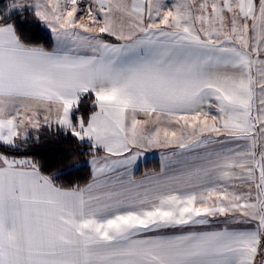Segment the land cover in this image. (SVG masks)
Instances as JSON below:
<instances>
[{"label":"snow or ice","instance_id":"1","mask_svg":"<svg viewBox=\"0 0 264 264\" xmlns=\"http://www.w3.org/2000/svg\"><path fill=\"white\" fill-rule=\"evenodd\" d=\"M25 3L55 43L0 26V144L58 125L103 155L86 184L59 187L0 151V264L264 258V0ZM148 149L167 151L137 178Z\"/></svg>","mask_w":264,"mask_h":264},{"label":"trees","instance_id":"2","mask_svg":"<svg viewBox=\"0 0 264 264\" xmlns=\"http://www.w3.org/2000/svg\"><path fill=\"white\" fill-rule=\"evenodd\" d=\"M15 0H0V26L11 25L26 45L43 44L46 50L53 48V37L35 16L30 7L11 9ZM93 109L89 94L80 97L79 107L73 110L72 118L82 115L87 119ZM0 151L17 158H29L39 164L42 173L50 175L59 187L83 186L91 179L88 159L95 154L91 144L77 140L71 131L63 128L42 126L18 141L15 146L0 144ZM158 160L150 157L141 162L137 174L158 170Z\"/></svg>","mask_w":264,"mask_h":264},{"label":"crops","instance_id":"3","mask_svg":"<svg viewBox=\"0 0 264 264\" xmlns=\"http://www.w3.org/2000/svg\"><path fill=\"white\" fill-rule=\"evenodd\" d=\"M82 2H89V0H81V3H80V7H81V12L79 13V14H83V9H82ZM169 2H170V0H169ZM28 7H30L31 9H33L34 10V12H35V9H34V7L31 5V3H29L28 5H27ZM85 6V9L88 7V4L87 5H83V7ZM41 21V20H40ZM41 23H42V25L44 26V27H46L48 30H49V32L51 33V35H52V32H51V30H50V28L47 26V24L46 23H44L43 21H41ZM3 26H7V25H3ZM53 37V36H52ZM53 41H54V39H53ZM54 43H55V41H54ZM53 46H54V44H53ZM52 50V49H51ZM73 119V118H72ZM73 122L75 123L76 122V119H73ZM42 126H47V125H42ZM41 126V127H42ZM56 127H59V128H61L60 126H55V125H53V128H56ZM32 131H34V130H32V129H30L29 130V132L27 133V135L24 137V138H26L29 134H30V132H32ZM23 138V139H24ZM84 141H86V142H88V143H90L87 139H85ZM162 151H167V150H164V149H148V150H144L143 152H142V155L138 158V161H137V163L135 164V166H134V168H133V174L137 177V178H141V177H143L144 175H146V174H152L153 172H145V173H143V174H137L136 173V171H137V169H138V166H139V164L141 163V162H143L145 159H147V158H150V157H155V158H157V160H158V166H160V153L162 152ZM95 154H97V155H103V153H102V151H99V152H96ZM91 158H92V156L88 159V163H89V165H90V160H91ZM90 167H91V165H90ZM159 171V167H158V170L157 171H154V172H158ZM175 171H179L178 169H176ZM169 231H174V230H169ZM262 260H264V258H262V257H260V256H258L257 257V264H262Z\"/></svg>","mask_w":264,"mask_h":264},{"label":"rangeland","instance_id":"4","mask_svg":"<svg viewBox=\"0 0 264 264\" xmlns=\"http://www.w3.org/2000/svg\"><path fill=\"white\" fill-rule=\"evenodd\" d=\"M14 3H15V1L12 2V4L10 5V8H11V9H19V8H22L23 6H26V5L29 4V3H25V4H23V5L20 6V7H14V6H12ZM84 4L87 5L88 3H87V2H82V9H83V10H85V6L83 7ZM81 15H82V14H81Z\"/></svg>","mask_w":264,"mask_h":264},{"label":"clouds","instance_id":"5","mask_svg":"<svg viewBox=\"0 0 264 264\" xmlns=\"http://www.w3.org/2000/svg\"><path fill=\"white\" fill-rule=\"evenodd\" d=\"M34 46L44 47L43 44H40V45H34Z\"/></svg>","mask_w":264,"mask_h":264}]
</instances>
